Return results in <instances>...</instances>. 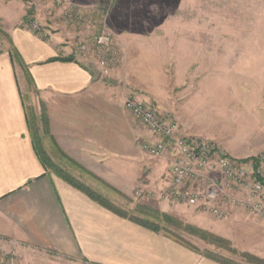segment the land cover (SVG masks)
Wrapping results in <instances>:
<instances>
[{
	"label": "rangeland",
	"instance_id": "374dc122",
	"mask_svg": "<svg viewBox=\"0 0 264 264\" xmlns=\"http://www.w3.org/2000/svg\"><path fill=\"white\" fill-rule=\"evenodd\" d=\"M24 3L28 6L26 18L37 17L50 32L48 38L59 34L74 52L99 69L95 38L103 32L111 33L122 60L103 76L120 88L123 105L124 98L130 95L152 104L162 115L175 119L180 135L211 139L235 157L246 158L264 150V0H24ZM49 9L55 14L53 21L49 19L52 13ZM66 11H73L77 19L66 18ZM81 44L89 45L87 53L79 48ZM17 69L26 106L35 112L43 146L56 166L49 168L51 171L63 179L61 170L72 174L129 212L137 213L140 204L171 215L182 226L163 225L201 251H212L235 264H260L259 260H264V222L253 220L249 228L232 223L222 226L220 232L201 228L186 211L191 206L169 202L167 210L155 207L151 199L161 200L160 193L144 187L117 189L66 154L51 132L43 130L42 104H38V93L26 67L25 71L19 65ZM123 109L132 147L136 148L141 165L148 167L155 159L151 160L137 145L138 138L147 137L148 132L127 112L125 105ZM146 175L144 170L142 179ZM187 225L207 230L219 239L191 232ZM48 256L0 244V264L40 261Z\"/></svg>",
	"mask_w": 264,
	"mask_h": 264
},
{
	"label": "crops",
	"instance_id": "0c3cea01",
	"mask_svg": "<svg viewBox=\"0 0 264 264\" xmlns=\"http://www.w3.org/2000/svg\"><path fill=\"white\" fill-rule=\"evenodd\" d=\"M27 7L24 0H0V28L9 36L0 41V244L50 257L20 264H225L121 217L44 166L30 134L18 65L26 67L38 104L45 105L56 143L89 171L117 189L144 187L158 195L170 169L165 157L141 165L120 88L59 34L43 39L32 31L26 21L38 19H26ZM11 45L24 66L12 60ZM69 56L75 59H60ZM151 200L163 210L172 202ZM186 211L213 232L261 221L241 209L224 218L194 206Z\"/></svg>",
	"mask_w": 264,
	"mask_h": 264
},
{
	"label": "built area",
	"instance_id": "2783aa9c",
	"mask_svg": "<svg viewBox=\"0 0 264 264\" xmlns=\"http://www.w3.org/2000/svg\"><path fill=\"white\" fill-rule=\"evenodd\" d=\"M64 16L77 19L73 11ZM29 23L41 37L50 36L40 22ZM95 46L100 69L109 74L122 60L111 33L98 35ZM79 48L87 53L90 47L81 44ZM124 105L150 134L138 138L139 148L152 158L169 159L168 186L160 192L161 199L194 206L218 218L241 209L264 222V150L235 157L211 139L180 135L175 119L162 115L152 104L130 95Z\"/></svg>",
	"mask_w": 264,
	"mask_h": 264
},
{
	"label": "trees",
	"instance_id": "16d2710c",
	"mask_svg": "<svg viewBox=\"0 0 264 264\" xmlns=\"http://www.w3.org/2000/svg\"><path fill=\"white\" fill-rule=\"evenodd\" d=\"M2 38L9 39V36L6 32H4L0 28V41ZM10 55L12 56V60L18 62L20 65H23V66L25 65L22 57L19 54V52L12 45H11V49H10ZM60 59L61 60H74L75 58L73 56H69V57H63ZM41 104H42L43 130L45 133H49L50 132V126H49L48 114H47V111H46V108H45V105L43 104V102H41ZM36 119H37V117L35 115V112L32 110L29 111V109H28V124H29L30 134H31L36 152H37L38 156L40 157L44 166H46L48 169L49 168L53 169V167L55 165L52 161V158L50 157V154L48 153L46 148L43 146L42 138L40 137L39 132H38L39 129H38V126L36 124ZM60 175H62L64 177V179L66 181H68L70 184H72L73 186H75L78 189L85 192L93 200L97 201L98 203H100L101 205H103L107 209L113 211L114 213L120 215L121 217L127 218V219H129V220H131V221H133V222H135L141 226L149 228L153 231L163 232L164 234L168 235L169 237L175 239L176 241H179V242L191 247L194 250L200 251V249L197 246H195L191 242L187 241L186 239L180 237L176 233L172 232V230H170L168 227L163 225V223H167L169 225L182 226V223L179 220H177L176 218L172 217L171 215L164 213V212H161L155 208H152V207H149L146 205H140V204L137 205V207H136L137 213L129 212V211L125 210L124 208H122L117 203H115L114 201L110 200L109 197H107L106 195H103L98 190H95V189L89 187L88 185L82 183L81 181H79L72 174H69V173L65 172L64 170H61ZM186 229H188L191 232L201 234L202 236H205V238L211 236L214 239H219L217 236H215L211 232L204 230V229L197 228V227L192 226V225H187ZM203 252L207 256H209L213 259H216L218 261H221L225 264H235L229 260H226V259L221 258L220 256H217L216 253H214L212 251L204 250ZM259 262H260V264H264V260H259Z\"/></svg>",
	"mask_w": 264,
	"mask_h": 264
}]
</instances>
